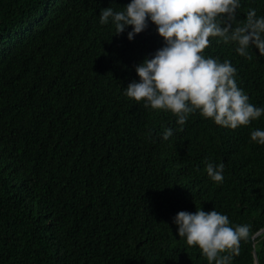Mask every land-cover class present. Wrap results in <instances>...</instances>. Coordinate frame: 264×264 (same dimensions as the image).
<instances>
[{
	"label": "trees",
	"instance_id": "obj_1",
	"mask_svg": "<svg viewBox=\"0 0 264 264\" xmlns=\"http://www.w3.org/2000/svg\"><path fill=\"white\" fill-rule=\"evenodd\" d=\"M129 0H0V264H208L176 233L179 210L214 208L250 225L231 264H264V115L230 129L126 97L135 65L162 46L155 26L127 39L99 23ZM264 0H239L231 21ZM249 102L264 107V55L209 38ZM166 128L172 135L162 140ZM224 163L223 181L205 163ZM226 254V253H225Z\"/></svg>",
	"mask_w": 264,
	"mask_h": 264
},
{
	"label": "clouds",
	"instance_id": "obj_2",
	"mask_svg": "<svg viewBox=\"0 0 264 264\" xmlns=\"http://www.w3.org/2000/svg\"><path fill=\"white\" fill-rule=\"evenodd\" d=\"M238 7L239 0H129L121 11L102 8L99 23L114 25L116 35L131 26L127 39L132 40L151 22L162 37V46L134 66L138 79L130 81L123 94L142 101L146 108L170 112L181 126L197 111L230 129L249 125L264 115V107L251 104L237 86L236 69L230 61L219 62L201 54L212 36L234 42L235 51L242 56L248 55L250 47L264 55V16H257L255 9L249 10L242 26L232 28L230 23L221 26L218 22L221 16L231 21ZM172 134V129L166 128L161 139ZM249 137L264 145V129L251 130ZM223 170V162L205 163L206 174L215 182L223 181ZM171 223L179 238L197 246L208 264H231L239 255L241 241L250 238V225L233 226L214 208L179 210Z\"/></svg>",
	"mask_w": 264,
	"mask_h": 264
},
{
	"label": "water",
	"instance_id": "obj_3",
	"mask_svg": "<svg viewBox=\"0 0 264 264\" xmlns=\"http://www.w3.org/2000/svg\"><path fill=\"white\" fill-rule=\"evenodd\" d=\"M264 232V228H262L261 230H259L255 235H254V238L258 235H260L261 233ZM254 254H255V260H256V264H259V259H258V255H257V252L254 251Z\"/></svg>",
	"mask_w": 264,
	"mask_h": 264
}]
</instances>
